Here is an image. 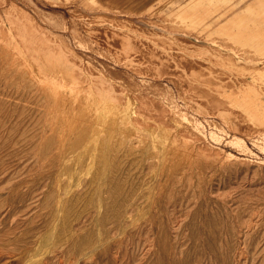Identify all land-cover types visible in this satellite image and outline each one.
Instances as JSON below:
<instances>
[{"label":"rangeland","instance_id":"obj_1","mask_svg":"<svg viewBox=\"0 0 264 264\" xmlns=\"http://www.w3.org/2000/svg\"><path fill=\"white\" fill-rule=\"evenodd\" d=\"M263 60L264 0H0V264H264Z\"/></svg>","mask_w":264,"mask_h":264},{"label":"bare ground","instance_id":"obj_2","mask_svg":"<svg viewBox=\"0 0 264 264\" xmlns=\"http://www.w3.org/2000/svg\"><path fill=\"white\" fill-rule=\"evenodd\" d=\"M8 7V6H7ZM5 8V7H4ZM7 11L8 10H6V14H7ZM10 13V12H9ZM15 16H17V15H15ZM111 23V22H110ZM115 23V22H114ZM118 24V23H117ZM128 24V23H127ZM126 24V25H127ZM114 25H116V23L114 24ZM113 25V26H114ZM119 25V24H118ZM124 25V24H123ZM122 25V26H123ZM128 27V26H127ZM130 27V26H129ZM131 28V27H130ZM133 28H136V27H133ZM5 30V29H4ZM130 31V30H129ZM134 31V30H133ZM119 36V35H118ZM127 40H128V38H127ZM182 40V39H181ZM117 41H119V42H121V43H123L124 42V39H122L121 37H118L117 38ZM118 42V43H119ZM125 42H126V40H125ZM185 42H187V41H185ZM134 43V42H133ZM187 44L189 45V42H187ZM195 46H197V45H195ZM228 46V45H227ZM224 47V46H223ZM226 48H229V47H226ZM230 49V48H229ZM232 49V48H231ZM231 49H230V51H231ZM234 49V48H233ZM213 50H215V49H213ZM238 51V50H237ZM236 51V52H237ZM216 52H217V50H216ZM232 52V51H231ZM163 54V53H162ZM161 54V55H162ZM182 54V53H181ZM235 54V53H234ZM160 55V54H159ZM183 55V54H182ZM233 54L231 53V56H232ZM236 55V54H235ZM235 55H234V57H235ZM238 55H240L239 53H238ZM230 56V57H231ZM241 57V56H240ZM140 58V57H139ZM237 58H239V57H237ZM242 58V57H241ZM185 60V59H184ZM256 61H260L259 59L258 60H256ZM264 61V60H263ZM170 62V61H169ZM183 64V63H182ZM170 65H171V63H170ZM178 65H179V63H178ZM185 65V64H184ZM187 65H189L188 63H187ZM69 66L70 67H72V65H71V63L69 64ZM211 70H212V68H210ZM190 70H193V69H190ZM196 69H194V71H195ZM149 72H151V71H149ZM200 72H201V70H200ZM66 73V72H65ZM141 73V72H140ZM193 73H196V72H193ZM215 73V72H214ZM63 74L64 73H62V70H58V71H56V76H55V78L58 76L61 80H62V82H64V84L65 83H67L68 84V78H70V79H77V80H81V78L79 77L80 75L78 74V71H77V68H75L74 66L71 68V73H70V75H67L68 76V78H66L67 80H65V77H63ZM142 74H144V73H142ZM149 74H152V73H149ZM155 74V73H154ZM153 74V77H155V75ZM161 74V73H160ZM164 74V73H163ZM170 74V76H172L173 74L172 73H169ZM53 76H54V74H52ZM201 75H203V74H201ZM157 76V75H156ZM159 76V75H158ZM174 76H175V74H174ZM57 77V78H58ZM208 81V80H207ZM206 81V82H207ZM214 83V82H213ZM72 85V84H71ZM184 85L187 87V89L189 88V89H195V90H197V92H199L200 94H202V97H204V98H207V99H209L208 100V102H211V105L213 106V107H217V108H225V107H228L223 101H221L220 99H216V97L214 96V95H212L209 91H208V89H205V88H200V87H197V86H193L192 84H190L189 82H185L184 81ZM207 86V85H206ZM108 92L107 91H105L103 94V96H98L99 97V99L97 98V100H92L95 104H97L98 106H100L102 109H104L102 106H104L105 104V99L107 98V94ZM137 97V96H136ZM92 98V97H91ZM90 98V99H91ZM86 99V98H85ZM119 100H120V98H118ZM135 99V98H134ZM88 100V99H87ZM139 100H140V98H139ZM62 101V100H61ZM122 101H123V99H122ZM143 101V100H142ZM141 101V102H142ZM149 101H150V99H149ZM92 102V103H93ZM125 102V101H124ZM144 102V101H143ZM118 103V102H117ZM149 103V102H148ZM91 104V103H90ZM114 104H116V103H114ZM114 104H112V105H114ZM119 104V103H118ZM141 104V103H140ZM109 105H111V103L109 104ZM142 106V105H141ZM140 106V107H141ZM160 106V105H159ZM159 106H157V108L159 107ZM92 107V106H91ZM109 107V106H108ZM107 108V107H106ZM110 108H112L111 106H110ZM120 108V107H119ZM122 108H123V106H122ZM142 108V107H141ZM156 108V107H155ZM154 108V109H155ZM160 108H162V107H160ZM159 108V109H160ZM125 110V109H124ZM124 110H122V111H124ZM152 110V109H151ZM157 110H154V112H156ZM162 111V110H161ZM163 112V111H162ZM129 113V112H128ZM158 114V113H157ZM157 114H156V116H157ZM160 114H163V116H165L164 114H165V112L164 113H160ZM240 114V113H239ZM242 115V114H241ZM240 115V116H241ZM160 116H158V118H159ZM244 117V118H243ZM135 118V117H134ZM240 118H242V120L245 122V123H247V127L249 126V125H251L252 127H249L250 129H255L257 126H259V124L255 121V120H252V119H248L247 118V120L248 121H246L245 120V116L244 115H242ZM139 121V120H138ZM135 123V122H134ZM134 123H132V124H134ZM123 124V123H122ZM135 125V124H134ZM137 125V124H136ZM140 125V123H138V126ZM142 125V124H141ZM144 125V124H143ZM121 126H123V125H121ZM131 127V126H130ZM141 127V126H140ZM138 128V127H137ZM244 129V128H243ZM249 129V130H250ZM245 130V129H244ZM160 134H162L161 132H160ZM156 136V135H155ZM161 136V135H160ZM119 211V210H118Z\"/></svg>","mask_w":264,"mask_h":264}]
</instances>
